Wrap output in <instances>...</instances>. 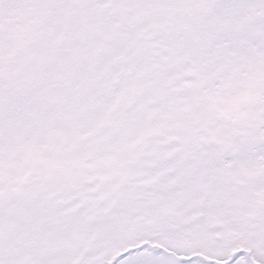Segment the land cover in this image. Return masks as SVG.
<instances>
[{"label": "snow or ice", "instance_id": "1", "mask_svg": "<svg viewBox=\"0 0 264 264\" xmlns=\"http://www.w3.org/2000/svg\"><path fill=\"white\" fill-rule=\"evenodd\" d=\"M0 264H264V0H0Z\"/></svg>", "mask_w": 264, "mask_h": 264}]
</instances>
